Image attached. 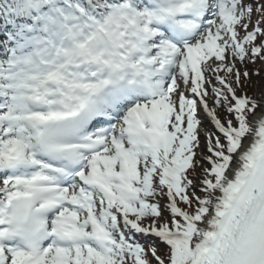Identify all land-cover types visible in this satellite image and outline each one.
Listing matches in <instances>:
<instances>
[{
    "label": "snow or ice",
    "instance_id": "snow-or-ice-1",
    "mask_svg": "<svg viewBox=\"0 0 264 264\" xmlns=\"http://www.w3.org/2000/svg\"><path fill=\"white\" fill-rule=\"evenodd\" d=\"M0 37V264H264V0H0Z\"/></svg>",
    "mask_w": 264,
    "mask_h": 264
},
{
    "label": "rangeland",
    "instance_id": "rangeland-1",
    "mask_svg": "<svg viewBox=\"0 0 264 264\" xmlns=\"http://www.w3.org/2000/svg\"><path fill=\"white\" fill-rule=\"evenodd\" d=\"M1 39V37H0ZM255 67H260L259 64L257 65H251L250 68H255ZM262 73V76H264V71L261 72ZM253 88L251 89L250 91V94L252 92H255V93H259L261 92L262 90H264V80H261V79H258V78H253Z\"/></svg>",
    "mask_w": 264,
    "mask_h": 264
},
{
    "label": "trees",
    "instance_id": "trees-1",
    "mask_svg": "<svg viewBox=\"0 0 264 264\" xmlns=\"http://www.w3.org/2000/svg\"><path fill=\"white\" fill-rule=\"evenodd\" d=\"M250 91H251V89H250Z\"/></svg>",
    "mask_w": 264,
    "mask_h": 264
}]
</instances>
